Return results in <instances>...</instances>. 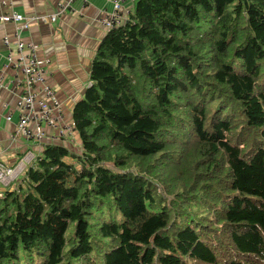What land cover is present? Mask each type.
Instances as JSON below:
<instances>
[{"label":"trees","instance_id":"16d2710c","mask_svg":"<svg viewBox=\"0 0 264 264\" xmlns=\"http://www.w3.org/2000/svg\"><path fill=\"white\" fill-rule=\"evenodd\" d=\"M73 123L0 195V264H264V0H137Z\"/></svg>","mask_w":264,"mask_h":264},{"label":"crops","instance_id":"0c3cea01","mask_svg":"<svg viewBox=\"0 0 264 264\" xmlns=\"http://www.w3.org/2000/svg\"><path fill=\"white\" fill-rule=\"evenodd\" d=\"M5 1L3 5L0 0V16L15 11L30 20L29 27L22 30L20 35L22 39L37 44L40 58H50L49 66L42 62L49 73L48 82L63 102L65 119L73 122L74 105L85 96L90 83L92 60L107 33L97 22V18L104 15L105 11L111 12L113 4L107 0H76L72 9L59 19L51 21L48 17L55 12L58 0ZM136 1L123 0L122 13L126 19L129 12L134 10ZM19 24L20 22L0 21V66L7 64L9 52L3 38L10 35L13 41L16 25ZM13 76L14 71L10 67L6 68L4 85L0 87V161L6 165H15L29 151L37 158L44 143L24 137L12 138L21 115L17 100L25 92L24 88H16L12 82ZM71 148L74 152L81 149L78 135L74 136ZM33 161L16 180L24 175L26 168L33 164ZM14 182L15 180L11 184ZM9 186L0 181V195Z\"/></svg>","mask_w":264,"mask_h":264},{"label":"built area","instance_id":"2783aa9c","mask_svg":"<svg viewBox=\"0 0 264 264\" xmlns=\"http://www.w3.org/2000/svg\"><path fill=\"white\" fill-rule=\"evenodd\" d=\"M76 0H58L57 8L48 18L55 21L62 17ZM113 4L111 12L97 18V22L106 28V31L121 26L126 21L122 13L123 0H107ZM6 1L2 0L5 5ZM128 11H126L127 15ZM41 19L46 20L45 17ZM0 21L18 23L12 41L10 35L3 38L9 52L7 64L0 66V87L4 84V70L10 67L14 71L12 78L16 88H24L25 92L18 97L17 106L21 112L17 127L12 138L24 137L37 141L57 142L65 140L75 134L74 123L65 119L62 100L57 91L48 82L50 58L42 59L39 56L38 46L33 41L22 39L20 33L30 25V20L22 14L11 11L0 16ZM44 60V61H42ZM44 63V65L42 64ZM35 159L32 151L27 152L15 165H6L0 161V181L9 186L25 167Z\"/></svg>","mask_w":264,"mask_h":264},{"label":"rangeland","instance_id":"374dc122","mask_svg":"<svg viewBox=\"0 0 264 264\" xmlns=\"http://www.w3.org/2000/svg\"><path fill=\"white\" fill-rule=\"evenodd\" d=\"M105 28V27H104ZM106 29V28H105Z\"/></svg>","mask_w":264,"mask_h":264}]
</instances>
